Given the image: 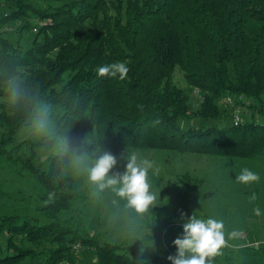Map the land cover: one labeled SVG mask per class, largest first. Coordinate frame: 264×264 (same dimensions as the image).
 <instances>
[{"label": "trees", "instance_id": "obj_1", "mask_svg": "<svg viewBox=\"0 0 264 264\" xmlns=\"http://www.w3.org/2000/svg\"><path fill=\"white\" fill-rule=\"evenodd\" d=\"M56 2L13 0L9 12L0 14V71L22 64L35 89L61 106L62 122L69 125L64 133L68 147L80 145L101 123L97 143L117 159L121 149L264 156V0ZM19 21L21 31L29 33L25 47L3 30ZM117 61L129 69L123 78L98 74V66ZM176 68L188 90L196 87L201 93L192 112L188 94L173 81ZM226 96L247 99V104L237 103L250 118L228 126L182 124L193 117L219 119ZM0 124L13 134L21 118L1 109ZM29 146L33 156L35 147L42 148L34 141ZM44 150L53 151L44 169L28 165L39 201L34 209L46 221L27 213H0V264H57L73 258L70 243L75 240L92 247L84 261L93 264H171L167 257L174 254L154 233L152 246L143 252L139 240H101L103 232L85 211L92 199L72 178L60 175L62 155ZM155 209L149 210L152 217Z\"/></svg>", "mask_w": 264, "mask_h": 264}, {"label": "rangeland", "instance_id": "obj_2", "mask_svg": "<svg viewBox=\"0 0 264 264\" xmlns=\"http://www.w3.org/2000/svg\"><path fill=\"white\" fill-rule=\"evenodd\" d=\"M12 1L0 0V14L5 15L9 12ZM41 1L38 0L40 3ZM49 1L52 4L57 3L56 0ZM21 24L23 21L17 22L16 25L4 26L3 30L10 33L9 37L13 42L25 47L29 33L21 31L19 28ZM173 81L188 94L192 106L190 111L198 108L199 98L193 94V87L188 90L189 85L178 68ZM239 100L245 104L248 102L244 97ZM237 104L240 112L234 110L232 106L223 105L222 109L225 112L223 110V116L217 120L202 121L193 117L182 124L193 127L200 125L206 127L213 123L228 126L235 122V116L248 120L250 113L247 108L240 103ZM254 118L261 120V116ZM31 141L21 134L20 128L10 134L7 128L0 124V213L21 212L37 215L43 223L46 219L34 209L39 201L31 183L28 164L33 163L36 167L44 169L47 156L52 155L53 151L35 147L33 156L29 146ZM18 144L20 146H17ZM127 152H142L153 159L159 167L158 175L150 173L154 186L159 187V202L153 206L156 207L157 214L153 216V223L147 227L150 233L157 235L158 242L161 245L165 244L172 254H175L172 241L182 233V219L195 212L199 216H214L224 221L226 244L213 257L214 264H264V156L234 158L121 149L122 156L117 159L114 169L110 172L124 171ZM245 167L256 172L259 179L247 184L236 180L235 177ZM74 181L79 191L93 201L86 206L85 211L93 226L103 232L101 240L105 238L113 242L123 240L109 227L112 207L108 202L91 198L87 190L78 181ZM59 217L65 216L61 214ZM85 262L93 264L90 260Z\"/></svg>", "mask_w": 264, "mask_h": 264}, {"label": "clouds", "instance_id": "obj_3", "mask_svg": "<svg viewBox=\"0 0 264 264\" xmlns=\"http://www.w3.org/2000/svg\"><path fill=\"white\" fill-rule=\"evenodd\" d=\"M128 70L122 61L97 67L100 75H119L120 78ZM0 109L20 116L23 136L43 149H55L62 155L61 176L78 181L91 198L108 202L112 207L109 227L118 236L130 244L141 241V252L152 246L147 227L153 223L149 210L159 202V187H155L150 179V173L159 174V167L153 159L142 152H127L124 171L110 172L117 158L108 151H102L97 143L103 135L101 123H97L80 145L68 147L64 133L69 125L62 122L66 117L62 116L61 106L35 89L30 72L19 63L9 64L0 71ZM83 114L90 116L87 110ZM87 145L95 146L89 151ZM235 179L247 184L259 177L245 167ZM181 227V235L172 241L175 254L167 257L171 264H214L213 257L226 244L224 221L193 212L182 219Z\"/></svg>", "mask_w": 264, "mask_h": 264}, {"label": "built area", "instance_id": "obj_4", "mask_svg": "<svg viewBox=\"0 0 264 264\" xmlns=\"http://www.w3.org/2000/svg\"><path fill=\"white\" fill-rule=\"evenodd\" d=\"M192 90H193V94L198 96L199 102H200L202 100V96H201L199 89L196 87H193ZM241 98H242L241 96H238V98H235V99L230 96H226L220 100V103L222 106L223 105L232 106L234 110H237L238 112H240V109H239L240 107L237 106L238 104L236 103V101H238ZM242 121L243 120L240 119L238 116H235L234 123L242 122ZM91 250H92L91 246L83 243L80 240H75L70 243V251L73 255V258L72 259L64 258L60 260L59 262H57V264H91V263H87L84 261L85 252H89Z\"/></svg>", "mask_w": 264, "mask_h": 264}]
</instances>
